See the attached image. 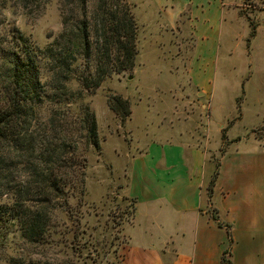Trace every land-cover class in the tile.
<instances>
[{
  "label": "rangeland",
  "instance_id": "obj_1",
  "mask_svg": "<svg viewBox=\"0 0 264 264\" xmlns=\"http://www.w3.org/2000/svg\"><path fill=\"white\" fill-rule=\"evenodd\" d=\"M127 2L138 27V54L133 69L107 78L92 94L71 80L68 91L60 97L45 98L31 125L33 134L39 131L42 137L56 143L75 141L76 155L86 157L82 192L77 190L73 196L62 195L53 201L50 227L41 243H28L15 231L0 238V264L108 263L123 243L122 226L131 215V204L121 195L127 152L135 150L137 140L151 139L159 120L155 105L161 115L169 110L171 100L177 103L182 117L188 114L195 120L205 116L206 109L199 106L205 103L203 95L177 72L188 66L194 44L186 28V15H180L177 33H172L165 25L163 12L154 9L151 0ZM91 6L90 0L89 10ZM224 13L214 65L210 59L207 63L195 62L190 78L207 89L209 76H200L197 70L208 68L207 74L215 70L210 86L211 120L224 125V130L232 126L229 132L241 139L248 135L260 139L264 137V0H231ZM12 29L36 48L44 49L62 33L57 0H0V48L8 45ZM211 53L212 45L207 43V58ZM47 77L43 71L41 82L47 84ZM45 91L53 94L49 86ZM175 93L178 102L171 98ZM114 95L129 101L128 118L121 120L109 110L107 99ZM84 108L95 116L98 148L86 145L82 138L85 132L79 116ZM165 118L170 120L168 114ZM235 140L225 137L223 147ZM10 154L6 156L11 163L0 177V203L11 202L10 194L4 192L5 182L19 187L30 180L17 158ZM227 259L228 255L224 257L225 264Z\"/></svg>",
  "mask_w": 264,
  "mask_h": 264
},
{
  "label": "crops",
  "instance_id": "obj_2",
  "mask_svg": "<svg viewBox=\"0 0 264 264\" xmlns=\"http://www.w3.org/2000/svg\"><path fill=\"white\" fill-rule=\"evenodd\" d=\"M230 1L151 0L172 33L180 15H186L194 44L188 66L177 72L203 95L205 103L199 106L205 116L182 117L171 100L161 115L155 105L159 120L151 139L137 140L135 150L127 152L121 195L133 208L122 226L123 243L106 264H225L226 255L228 264H264V137L241 139L229 132L232 126L224 130L211 120L215 70H197L209 76L207 89L190 78L195 62L210 59L214 65ZM207 43L213 49L208 58ZM178 94L171 95L176 102ZM222 134L236 140L224 148Z\"/></svg>",
  "mask_w": 264,
  "mask_h": 264
},
{
  "label": "trees",
  "instance_id": "obj_3",
  "mask_svg": "<svg viewBox=\"0 0 264 264\" xmlns=\"http://www.w3.org/2000/svg\"><path fill=\"white\" fill-rule=\"evenodd\" d=\"M89 1L57 0L62 33L44 49L13 29L8 45L0 48V177L11 163L6 155L12 153L30 178L19 187L5 182L11 202L0 203V238L15 231L28 243H41L50 227L53 201L82 192L86 157L76 155L75 141L56 143L31 129L45 98L60 97L71 80L92 94L107 78L135 65L138 27L131 5L127 0H91L89 10ZM43 71L47 84L41 82ZM107 105L121 120L131 113L129 101L118 95L109 97ZM79 120L86 145L98 148L93 113L84 108Z\"/></svg>",
  "mask_w": 264,
  "mask_h": 264
}]
</instances>
